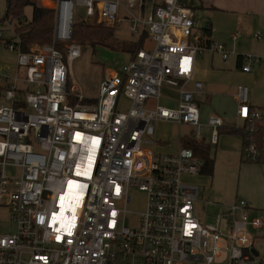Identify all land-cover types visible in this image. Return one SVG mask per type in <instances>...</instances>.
I'll return each mask as SVG.
<instances>
[{"label":"built area","instance_id":"1","mask_svg":"<svg viewBox=\"0 0 264 264\" xmlns=\"http://www.w3.org/2000/svg\"><path fill=\"white\" fill-rule=\"evenodd\" d=\"M50 1L52 44L25 50L16 27L8 40L0 30V42L16 54L14 68L0 69V264L256 262L250 231L263 230L264 220L251 216L250 204L239 199L214 223H202L200 189L184 178L201 175L204 159L182 144L175 153L156 151L160 122L190 125L202 138L197 99L205 90L194 80L196 58L212 51L226 62L231 52L196 38L195 11L181 0H151V8L149 0ZM78 7L85 23L112 27L126 11L132 34L154 42L121 71H105L92 99L72 79V63L83 53L74 39ZM242 57L245 73L264 65V57ZM164 86L176 90V108L153 105ZM122 96L125 112L118 109ZM237 99L233 129L242 133V160L264 165V107L251 106L247 86L238 87ZM207 125L216 145L223 119L210 116ZM134 190L146 203L131 227ZM5 218L15 233L3 232Z\"/></svg>","mask_w":264,"mask_h":264},{"label":"rangeland","instance_id":"2","mask_svg":"<svg viewBox=\"0 0 264 264\" xmlns=\"http://www.w3.org/2000/svg\"><path fill=\"white\" fill-rule=\"evenodd\" d=\"M181 1L187 3L194 9L197 21L194 35L196 38L204 39L205 34L203 28L205 27L206 19L201 17V12L203 11L200 9H195V6L193 7L191 0ZM34 2L38 7L50 9L53 5L52 1L50 0H34ZM148 3L149 8H151V0H149ZM32 13V7L28 6L24 9V15L26 19H30L32 17ZM3 16L4 5L0 3V19L3 18ZM85 17L86 15L84 8L78 7L76 9V23H84ZM120 18L123 19L122 22L116 24L113 27L103 25L107 28H112V30L115 29V31H113V37L106 41L105 45L91 46V43L87 41L80 42L76 40L79 44H81L83 53L80 58L72 63V79L74 80L75 84L81 88L84 95L90 99L97 97L99 85L102 81L105 71H121L130 62L132 55L137 48H144L147 51H152L154 48V42L147 34L144 38H141L140 35L132 34L129 29V22L127 21L128 15L126 11L122 12ZM11 21L12 20H9V22ZM17 24L18 20H13L12 23H8L7 20L0 21V30L4 31V40L14 37L12 31ZM86 24L91 26L97 25L95 22ZM10 27L13 29H10ZM128 46H132L134 51H124ZM257 47L258 43L250 41L249 45H245L243 47V55L264 57L263 55L256 53L254 49ZM227 48L229 50H234L232 42L227 44ZM15 61L16 54L8 51L5 47V44L0 42V69L5 66L14 68ZM235 62V54H230V58L226 65H223L219 58L215 59L214 67L216 68V71L220 73V75H217L214 78V81L210 83V92L214 94L212 95V105L201 108L202 121L205 120L206 114L214 109L217 113L223 116V121H226L227 125H237V120L235 119L234 113L228 110L229 98L233 95V93H236L235 89L238 86L235 81L236 79L234 80V76L232 75V73H239L235 66ZM253 70H255V68H253ZM171 89L172 88L168 86H164V90L161 92V97L157 102L155 101L153 105L159 104L160 106L167 108H176L177 103L171 101L172 99L176 98L175 93ZM32 90H34V88H32ZM256 93L258 95V101L255 103V105L259 106L264 100V93L251 90L250 98H252V96ZM128 106L129 101L124 96H122L119 103V111L125 112L128 109ZM224 111L226 112L224 113ZM194 130L195 128L190 125L178 126L173 123L160 122L156 128L157 140L160 139L162 142H168V144L164 146L161 145L156 151L163 154L178 151V138H186L194 142L196 140V134ZM212 132L213 129L209 126H206L204 127L201 135L204 138L202 154L206 157L209 156L214 160L210 189L207 192V186L209 187V185H206L205 183L196 184L200 189L199 199L197 202V213L200 221L206 224L215 222V215L222 212L219 205L232 201L237 195L239 183L240 186H243L244 183L243 180H239L238 168H233V164L231 165V157L224 155L225 153H221V141L218 146L219 148H217L218 151H216L215 146L210 147V138ZM198 155L199 157H202L199 151ZM233 162L235 163L234 158ZM8 174L15 175L16 172L14 170H8ZM205 177L207 178L208 176ZM205 177L203 179H206ZM251 184L253 185V183ZM131 196L133 201L128 205V210L133 214L127 216V223L133 227L134 224L137 223V214L144 211L146 194L139 190H134L131 191ZM245 200L248 203L251 202L247 199ZM251 203L249 204L253 207L258 206V216L264 218V208L262 207L264 204L257 205L255 204V201L254 203ZM3 232L10 234L16 232L14 224L8 218H5L3 222ZM250 233L252 236L255 235L258 239L257 241L262 244L261 246L256 243L255 247L260 252V256L256 262L252 264H264V230L250 231ZM118 264H131V262L126 259H119Z\"/></svg>","mask_w":264,"mask_h":264},{"label":"crops","instance_id":"3","mask_svg":"<svg viewBox=\"0 0 264 264\" xmlns=\"http://www.w3.org/2000/svg\"><path fill=\"white\" fill-rule=\"evenodd\" d=\"M0 3L4 5V14H5V0H0ZM193 7L195 9H200L201 17L205 20V28L210 29V34L207 35L204 31L205 38H200L203 44L210 43H218L225 46L226 50L231 52V54L236 55V62L235 66L239 73H232L234 76V80L237 83V88L235 89L236 93H233L232 96L229 98L228 110L234 113L235 119L237 114L238 108V99H237V90L240 86H247L249 88V102L251 106L261 108L264 107V100L262 104L259 106L255 105L258 101L257 93L250 98V91H260L264 93V65L259 66L253 64L251 66V71L249 73H245L242 71V66L246 64L243 60V47L245 45H249L250 41H254V43H258V47L254 49L256 53L264 56V0H191ZM196 17V13H195ZM2 19V18H1ZM0 19V20H1ZM197 22V21H196ZM197 26V24H196ZM259 34L261 36V40L255 38V35ZM233 45L234 50H229L227 48V44L231 43ZM262 57V56H261ZM219 58L223 65H226L228 60L225 62L222 58V55L217 52L206 51L203 54L199 55L196 58V67H195V74L194 80L200 81L203 83L205 93L198 97V102L200 106V116H201V108L204 106H211L212 105V95L213 93L210 92L209 86L210 83L214 81V78L217 75H220L216 71L214 67L215 59ZM254 66V67H253ZM255 68V70H253ZM205 83V84H204ZM164 90L162 88L161 92ZM177 98V92L175 89H171ZM175 98V99H176ZM121 99V98H120ZM175 99H172L175 103ZM227 111V110H226ZM224 111V113L226 112ZM210 116H217L222 119L223 116L217 113L214 109H212L208 114L205 116V120L201 122L204 127L207 125V120ZM237 120V119H236ZM224 122V129L223 132L219 131V140L216 145L212 144L210 138V147L215 146L216 151L219 148V143L221 141V153H225L224 155L231 157V165L233 164V168H238L239 172V180H243V186L238 185V192L236 197L226 203L220 204L219 207L223 211L227 206L235 203L239 199H247L257 205L264 204V165L258 164H251L244 162L241 156V146H242V138L240 134H234L228 132L234 126L227 125L226 121ZM159 124V123H158ZM157 124V125H158ZM157 128V126H156ZM228 130V131H227ZM223 136V137H222ZM157 138V134H156ZM159 140V141H158ZM158 147L161 145H167L168 142H162L158 139ZM203 142L204 138L200 140H185L178 138V147H189L194 150L196 156L199 157L198 151L201 153L202 159L210 158L209 156H204L203 152ZM191 143H196L195 148L189 146ZM209 147V150H210ZM156 148V150H157ZM179 150V148L177 149ZM177 152V151H176ZM175 153V152H173ZM216 153V152H215ZM240 156V158H239ZM204 157V158H203ZM233 158L235 163L233 162ZM242 160V161H241ZM244 162V163H243ZM213 174V173H212ZM205 176H208L207 178ZM206 179H203V178ZM185 181L191 182L194 184L197 183H205L207 186V192L210 189L212 175L205 174L204 170L201 175L196 177H185ZM253 183V185L251 184ZM261 195V196H259ZM249 202V203H251ZM252 205V203H251ZM250 205V206H251ZM264 208V206H262ZM258 206H251L250 214L253 217H259L264 220L261 216H258ZM264 230V229H263ZM256 241L258 240L257 237L254 235ZM257 244L261 245L257 241Z\"/></svg>","mask_w":264,"mask_h":264},{"label":"trees","instance_id":"4","mask_svg":"<svg viewBox=\"0 0 264 264\" xmlns=\"http://www.w3.org/2000/svg\"><path fill=\"white\" fill-rule=\"evenodd\" d=\"M28 6L33 8L32 17L30 19H26L24 15V9ZM5 8V14L0 21L18 20L16 31L25 50H28L30 46L33 45L52 44L54 10L50 8L38 7L34 0H5ZM113 31H115V29L112 30V28H107L103 26V24L91 26L84 22L82 24H76L74 28V39L80 42L87 41L91 43V46L105 45L106 41L113 37ZM204 31L207 35L210 34L209 28H205ZM57 48L62 51L64 50L62 45H58ZM138 49L139 48H137L136 51ZM124 51H134V48L132 46H128ZM223 131L224 129L221 128L220 132ZM228 132L242 134L240 131L233 128H231ZM189 146L193 148L197 147L196 143H191ZM204 161L205 174L212 175L214 160L212 158H204Z\"/></svg>","mask_w":264,"mask_h":264}]
</instances>
